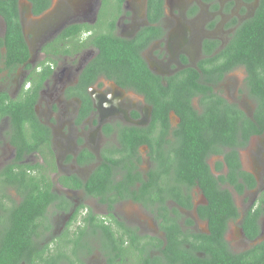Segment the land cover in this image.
<instances>
[{
    "label": "flooded vegetation",
    "instance_id": "obj_1",
    "mask_svg": "<svg viewBox=\"0 0 264 264\" xmlns=\"http://www.w3.org/2000/svg\"><path fill=\"white\" fill-rule=\"evenodd\" d=\"M259 2L50 0L38 11L17 0L22 42L8 46L0 13V228L23 200L9 176H41L55 194L36 221L33 264H184L178 249L185 264L213 261L195 238L211 235L203 213L214 206L198 183L177 181L174 161L183 120L206 126L214 105L237 138L236 169L226 146L206 158L226 219L220 260L264 264V87L228 61ZM103 37L138 61L112 77L95 67ZM97 169L100 194L87 188Z\"/></svg>",
    "mask_w": 264,
    "mask_h": 264
},
{
    "label": "trees",
    "instance_id": "obj_2",
    "mask_svg": "<svg viewBox=\"0 0 264 264\" xmlns=\"http://www.w3.org/2000/svg\"><path fill=\"white\" fill-rule=\"evenodd\" d=\"M29 1L39 11L46 8L50 0ZM16 3L17 0H0V13L4 16L8 25L7 46L22 42L17 22ZM238 35L239 38L236 46L232 48L228 55V61L231 64L229 66L237 63L245 66L250 77H253L256 80L254 82L258 83L256 84L257 88L264 87V77L261 76V72L264 70V38H252V35L264 36V0H260L255 16L241 26ZM103 38L105 39L96 41V46L99 48L100 53L97 56L95 67L107 70L111 73V75L109 74L110 77L116 74L121 67L128 66L129 61H138V58L134 57L135 53L132 47L119 43L118 41L108 40L106 37ZM138 68L142 70L141 64H138ZM31 97L34 98L35 96L32 95ZM216 106L214 105V108H212L214 115L211 112L208 114V126L203 124L199 128L193 123H184L183 120V126L177 130V136L181 132L182 136H179V143L175 148L177 158L174 161L178 166L176 170L177 181L182 183L186 182L189 185L198 183L200 189L204 191L206 197L209 199L210 204L214 206L212 210L210 208L211 206L205 208L204 211L208 213H203V216L208 217L211 235L195 238L201 244L197 249L217 253V256L215 258L213 257L214 260L206 262V264L224 263L220 260V256H222L225 248L223 232L226 223V219L220 216L221 211L218 207L217 198L220 192L216 189V183L209 171L206 158L211 154L219 152L220 150H218L217 146L222 145L231 149L230 152L225 154L229 166L232 169H236V166H238L235 151L237 146L235 141L237 138L234 136L233 128L236 120L231 119L229 122L223 117L218 106L215 108ZM12 112H14L15 119L21 117L22 113L18 111ZM223 113L226 114V110ZM179 115L184 116V114ZM102 173L97 169L91 177L90 183L87 186V188L92 190L91 192L100 194L99 191H104L105 182L102 181L104 179ZM230 175L233 176L232 174ZM9 179L18 185L17 191L21 194L23 200L19 205H15L8 210V223L7 225H2V228H0V264H19L22 261L33 264L32 253L37 251L35 248L36 243L32 239V235L37 233L36 221L44 213L45 203L55 197V194L50 192V186L44 184L45 182L41 176L26 181L22 174L15 173L14 176H9ZM147 192H150V190ZM225 193L228 195L227 192ZM224 203L226 204V208L223 214H228L231 212V209L228 207L230 205L229 199H226ZM89 218L91 221L96 219L95 216H90ZM248 220L249 218H247L246 224L250 226ZM170 229L174 232L173 234L178 235L175 226L172 225ZM174 238L175 236L168 243L173 242L176 247L181 246L182 243L177 238L174 241ZM199 238L203 241L207 239L209 241L207 242L208 244L204 247L205 242ZM110 241L113 244V248H116V242L119 239L117 241L110 239ZM180 250L178 249V252L175 254H182L179 259H184L186 263V251L184 249H182L183 252ZM193 259L194 257L190 255V263H192ZM198 264H203V261H200Z\"/></svg>",
    "mask_w": 264,
    "mask_h": 264
}]
</instances>
